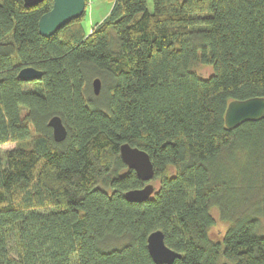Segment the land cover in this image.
<instances>
[{
    "label": "trees",
    "instance_id": "1",
    "mask_svg": "<svg viewBox=\"0 0 264 264\" xmlns=\"http://www.w3.org/2000/svg\"><path fill=\"white\" fill-rule=\"evenodd\" d=\"M53 1L0 0V264H158L155 230L181 254L161 264H264V118L225 124L264 97V0H108L91 31L85 9L46 37ZM123 143L153 163L144 201L124 196L148 182Z\"/></svg>",
    "mask_w": 264,
    "mask_h": 264
},
{
    "label": "water",
    "instance_id": "2",
    "mask_svg": "<svg viewBox=\"0 0 264 264\" xmlns=\"http://www.w3.org/2000/svg\"><path fill=\"white\" fill-rule=\"evenodd\" d=\"M27 7L39 4L43 0H23ZM86 9V0H54L52 8L44 13L38 22L41 35L49 37L63 25L72 19L80 17ZM42 71L33 67L25 66L18 71V78L22 81L40 79ZM93 86L95 93H99L101 80L94 79ZM264 118V97L254 96L242 100L229 102L225 112V124L228 128H234L246 121H257ZM49 126L52 128L53 136L61 141L67 134L66 126L58 115L49 119ZM120 156L127 166L134 169L137 175L148 182L142 188H134L125 191L124 196L128 201L141 202L152 196L155 186L149 182L154 177V166L149 154L139 148L123 143L120 145ZM147 247L154 262L171 263L181 254L170 248L164 240V233L161 230L152 231L147 239Z\"/></svg>",
    "mask_w": 264,
    "mask_h": 264
},
{
    "label": "rangeland",
    "instance_id": "3",
    "mask_svg": "<svg viewBox=\"0 0 264 264\" xmlns=\"http://www.w3.org/2000/svg\"><path fill=\"white\" fill-rule=\"evenodd\" d=\"M87 8L86 14L84 16V27L87 31H91L92 25L95 24L97 21H101L109 12L112 4L108 0H87ZM148 8L149 10L153 9L152 0H148ZM199 73L207 77L212 73V68L210 66H202L199 70ZM16 145V142H6L0 145V154L2 157H5V152ZM155 186V189L158 186L157 181L152 182ZM216 226H214L211 230V236L213 238H217L220 236L221 232L224 231L226 225L217 220ZM261 230L264 232V217L261 220Z\"/></svg>",
    "mask_w": 264,
    "mask_h": 264
}]
</instances>
